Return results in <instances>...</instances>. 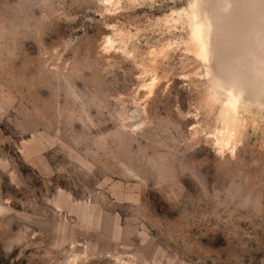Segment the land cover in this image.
Returning <instances> with one entry per match:
<instances>
[{
    "label": "rangeland",
    "instance_id": "1",
    "mask_svg": "<svg viewBox=\"0 0 264 264\" xmlns=\"http://www.w3.org/2000/svg\"><path fill=\"white\" fill-rule=\"evenodd\" d=\"M0 264H264V0H0Z\"/></svg>",
    "mask_w": 264,
    "mask_h": 264
},
{
    "label": "bare ground",
    "instance_id": "2",
    "mask_svg": "<svg viewBox=\"0 0 264 264\" xmlns=\"http://www.w3.org/2000/svg\"><path fill=\"white\" fill-rule=\"evenodd\" d=\"M108 2H111L112 0H106ZM203 32H204V28L201 24L199 23H195L193 25V33H194V37L198 42L202 43V39H203ZM112 39L108 37V43H111ZM155 81V78H153L150 82H148L146 84V86H148L149 88L152 86L153 83ZM235 100V99H234ZM236 106L234 104V102H231L230 107L227 108L226 113H225V117L224 120H226V126L224 127V130H219V132L215 135V140L217 145L219 146V148L221 150H224L226 147H234L235 146V138H236V133L238 132V128L241 126L240 122L237 120L235 114H234V110H235Z\"/></svg>",
    "mask_w": 264,
    "mask_h": 264
}]
</instances>
